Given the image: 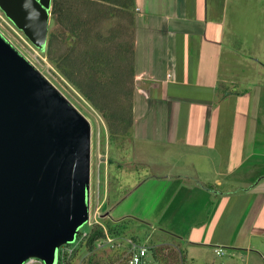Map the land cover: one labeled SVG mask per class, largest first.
I'll return each mask as SVG.
<instances>
[{"label":"crops","instance_id":"1","mask_svg":"<svg viewBox=\"0 0 264 264\" xmlns=\"http://www.w3.org/2000/svg\"><path fill=\"white\" fill-rule=\"evenodd\" d=\"M96 1L131 40L130 142L149 149L127 196L148 185L159 232L205 264H264V0Z\"/></svg>","mask_w":264,"mask_h":264},{"label":"water","instance_id":"2","mask_svg":"<svg viewBox=\"0 0 264 264\" xmlns=\"http://www.w3.org/2000/svg\"><path fill=\"white\" fill-rule=\"evenodd\" d=\"M52 0H0L38 50ZM91 126L0 34V264H57L89 221Z\"/></svg>","mask_w":264,"mask_h":264},{"label":"rangeland","instance_id":"3","mask_svg":"<svg viewBox=\"0 0 264 264\" xmlns=\"http://www.w3.org/2000/svg\"><path fill=\"white\" fill-rule=\"evenodd\" d=\"M114 23L109 22L102 26L104 36L109 34ZM54 31L60 32L61 29L50 19L48 35ZM0 34L88 120L91 126L89 221L79 229L74 243L61 247L57 264H88L90 259V264H125L135 246L161 248L164 264H180L181 257L184 259L183 264H187V260L190 261L189 264H205L201 260L204 253L198 256L195 249L183 253L175 240L159 232L158 229L162 228L164 221L154 209L156 202H152L148 185L144 186L143 190L127 196L139 178L145 179L152 175L147 160H144L147 162L144 163L135 157L144 151L147 153L149 149L147 146L142 148L138 143L131 144L132 127L123 136L119 135L110 140L109 130L102 117L53 69L45 53L33 46L1 10ZM160 197L158 195L156 198ZM95 225L102 226L104 230L112 229L115 235L97 242L94 251L89 252L83 244L86 235ZM207 257L217 260V257L223 256L216 257L211 253L207 254ZM26 264L42 262L31 259Z\"/></svg>","mask_w":264,"mask_h":264},{"label":"trees","instance_id":"4","mask_svg":"<svg viewBox=\"0 0 264 264\" xmlns=\"http://www.w3.org/2000/svg\"><path fill=\"white\" fill-rule=\"evenodd\" d=\"M103 11L102 4L96 0H52L51 20L61 31L49 33L41 52L102 117L113 140L128 133L133 125V51L127 36L118 37L114 32L102 34ZM111 230L93 226L83 247L93 252L97 242L115 235ZM148 251L151 264L165 263L161 248L152 246ZM183 261L181 257L179 263Z\"/></svg>","mask_w":264,"mask_h":264},{"label":"built area","instance_id":"5","mask_svg":"<svg viewBox=\"0 0 264 264\" xmlns=\"http://www.w3.org/2000/svg\"><path fill=\"white\" fill-rule=\"evenodd\" d=\"M108 239V237H107ZM62 248L58 251L57 261L59 259V255L61 253ZM217 256H223L224 252L221 248H215L214 250ZM31 260V259H30ZM125 264H150V256L148 247L146 246H135L134 250L129 255Z\"/></svg>","mask_w":264,"mask_h":264}]
</instances>
